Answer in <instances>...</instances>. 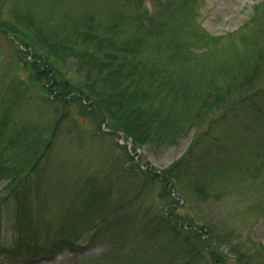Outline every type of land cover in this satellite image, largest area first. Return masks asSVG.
<instances>
[{
    "label": "rangeland",
    "instance_id": "obj_1",
    "mask_svg": "<svg viewBox=\"0 0 264 264\" xmlns=\"http://www.w3.org/2000/svg\"><path fill=\"white\" fill-rule=\"evenodd\" d=\"M171 2L143 0L142 5L159 14ZM263 3L197 0L196 8L188 9L190 29L218 39L207 46L188 33L184 19L179 24L183 32L178 39L189 40L198 67L208 76L173 77L187 84L190 97L209 80H231V73L211 75H219L225 63L243 53L245 38L264 39L259 24L250 22L254 7ZM49 7L55 12L48 14ZM27 10L52 24L62 15L86 12L103 22L123 18L129 27L128 17L137 11L132 0H2L0 19L15 22L16 13ZM19 49L26 51L19 39L0 34V159L20 166V176L31 171L20 186L0 177V199L11 198L1 207L0 264H115V257L121 264L123 259L130 260L125 264H166L170 258L172 264H212L204 244L214 235L221 244L218 255H228L226 264H238V252L245 255L244 264H264V68L250 89H232L238 103L229 100L209 114L202 111L200 119L184 128L180 123L177 134L135 149L98 112L81 113L78 101H52L46 80L24 66L26 55ZM22 144L31 145L29 151ZM178 161L179 181L169 190L182 202L178 216L197 229L208 227L201 240L168 232L161 223L170 197L168 191L161 195L163 185L151 172L170 169ZM199 187L205 196L197 192ZM15 188L19 200L13 196ZM150 224L157 231L151 233ZM15 230L50 243L56 256L40 255L30 262L21 252L15 255Z\"/></svg>",
    "mask_w": 264,
    "mask_h": 264
},
{
    "label": "trees",
    "instance_id": "obj_2",
    "mask_svg": "<svg viewBox=\"0 0 264 264\" xmlns=\"http://www.w3.org/2000/svg\"><path fill=\"white\" fill-rule=\"evenodd\" d=\"M196 1L174 0L165 7L166 11L151 14L142 5L143 0H132L137 11L128 17L131 27L123 18L103 22L86 12L79 15L75 12L74 16L62 15L52 24L46 16L37 17L36 13L27 10L17 12L15 22L0 19V34L15 36L26 48V51L19 49L22 55H26L24 66L32 68L37 79L46 80L44 88L49 91L52 101L65 104L78 101L81 113L98 112L101 120L110 121L115 129L132 141L135 149H139L155 139L165 140L167 136L177 134L180 123L184 128L193 119H200L202 111L203 114H209L229 100L230 103H238L233 98L232 89H250L263 72L264 39L252 35L243 40L245 47L242 54L234 56L233 62L225 63L218 70L219 75H211L228 77L231 73V80L224 84L209 80L203 86L204 90L190 97L191 90L187 84L173 77L208 79L198 67L199 60L188 45L191 44L189 40L177 37L180 31L183 32V27L179 25L183 19L190 33L193 22L187 12L188 9L196 8ZM49 9L51 11L48 14L55 12V8ZM167 12H172L168 18ZM250 22L258 23L264 33V3L254 7ZM194 30L191 31L197 41L201 40L207 46L218 40L205 32ZM187 63L193 65L189 70L183 68ZM68 71L70 75H67ZM261 92L264 94V89ZM4 126L6 123H3L2 128ZM196 138H199L198 134ZM10 144L14 146V142ZM23 146L24 151H29L31 145ZM181 164L178 161L170 169L151 172L155 180L163 185L161 195L165 197L168 191L170 197V202L164 206L166 212L160 215L161 223H165L168 232L180 233L188 240H201L204 234L209 233L208 227L197 229L193 227L194 224L178 216L177 207L182 202L175 199L169 190V186H176L179 181ZM19 167L0 159V177L9 179L10 186H14L15 182H18L17 186L22 185L31 171L20 176ZM197 192L205 196L201 187L197 188ZM13 193L15 198L21 195L17 188ZM8 198L11 199L9 194L0 199V214ZM149 231L154 233L157 229L150 224ZM19 232L15 230L11 242L15 255L21 252V256L30 258V262L39 261L40 255L56 256V248L50 243L46 245L35 235L24 237ZM64 240L67 239L61 241ZM219 245L220 241L215 235L207 245L204 244L212 264H226L228 255H218ZM115 258V264H121L122 260ZM167 260L166 264H172V258ZM129 261L123 259V264ZM236 261L244 264L245 255L238 252ZM159 262L156 264H161Z\"/></svg>",
    "mask_w": 264,
    "mask_h": 264
}]
</instances>
